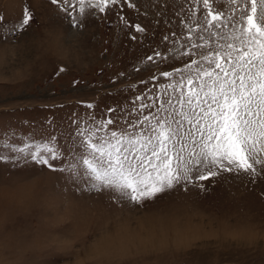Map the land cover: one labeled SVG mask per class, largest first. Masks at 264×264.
I'll list each match as a JSON object with an SVG mask.
<instances>
[{
  "label": "rangeland",
  "instance_id": "obj_1",
  "mask_svg": "<svg viewBox=\"0 0 264 264\" xmlns=\"http://www.w3.org/2000/svg\"><path fill=\"white\" fill-rule=\"evenodd\" d=\"M129 2L137 6L121 4L123 17L146 35L116 15L89 18L78 31L50 0H0V152L7 153L5 140L23 146L54 134L68 143L74 115L127 108L130 97L153 87L142 81L182 67L157 68L145 57L165 50L164 36L190 46L187 29L199 31L202 4ZM25 5L35 20L12 36ZM60 67L66 71L57 74ZM197 183L207 194L189 185L134 207L80 195L53 172L41 179L0 168V264H264V176L250 183L221 173Z\"/></svg>",
  "mask_w": 264,
  "mask_h": 264
},
{
  "label": "snow or ice",
  "instance_id": "obj_2",
  "mask_svg": "<svg viewBox=\"0 0 264 264\" xmlns=\"http://www.w3.org/2000/svg\"><path fill=\"white\" fill-rule=\"evenodd\" d=\"M50 3L64 13L71 29L83 31L89 18L116 15L124 27L146 35L144 27L122 15L121 4L137 6L129 0ZM193 3L202 9L195 21L199 31L187 29L194 37L190 46L189 39L176 46V40L164 36L165 50L153 49L145 57L157 68L177 61L182 67L142 81L153 87L130 97L127 108H109L100 117L74 115L68 143L54 134L23 146L5 140L0 168L41 179L53 172L80 195H107L134 207L187 192L189 185L207 194V186L197 181L221 173L256 183L264 176V0ZM34 20L25 5L22 22L10 34L19 36ZM64 71L60 67L57 74ZM161 78L165 83H154Z\"/></svg>",
  "mask_w": 264,
  "mask_h": 264
}]
</instances>
